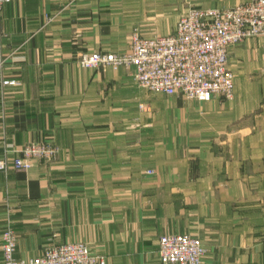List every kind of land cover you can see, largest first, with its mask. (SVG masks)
<instances>
[{"label":"crops","instance_id":"1","mask_svg":"<svg viewBox=\"0 0 264 264\" xmlns=\"http://www.w3.org/2000/svg\"><path fill=\"white\" fill-rule=\"evenodd\" d=\"M247 1L13 0L2 7L0 156L5 150L12 158L31 142L58 148L53 162L0 171V236L9 219L16 258L80 241L105 264H161L159 237L188 233L206 247L201 264H264V40L229 47L233 95L203 103L138 87L124 67L77 62L81 52H127L134 32L172 34L188 4Z\"/></svg>","mask_w":264,"mask_h":264},{"label":"built area","instance_id":"2","mask_svg":"<svg viewBox=\"0 0 264 264\" xmlns=\"http://www.w3.org/2000/svg\"><path fill=\"white\" fill-rule=\"evenodd\" d=\"M13 0H0L2 7ZM189 3L190 0H187ZM259 36L264 40V0H249L225 8L188 5L176 21L172 34L140 36L134 32L125 53L84 52L77 62L82 68L124 67L138 87L187 100L208 102L216 95L231 99L234 74L227 64L230 46ZM2 30L0 26V49ZM0 50V64L2 63ZM14 80L3 84L15 85ZM58 148L47 142H31L9 158L4 150L0 171L27 170L34 160L53 162ZM146 173H153L147 169ZM3 264H105V258L83 242L45 247L39 256L18 259L17 237L9 219L1 232ZM201 240L188 233L163 234L158 239L161 264H201L206 254Z\"/></svg>","mask_w":264,"mask_h":264},{"label":"rangeland","instance_id":"3","mask_svg":"<svg viewBox=\"0 0 264 264\" xmlns=\"http://www.w3.org/2000/svg\"><path fill=\"white\" fill-rule=\"evenodd\" d=\"M189 5V4H188ZM188 5H186V8L188 7ZM192 5V4H191ZM193 6V5H192ZM215 8V7H214ZM150 37V36H149ZM81 53H84V52H81ZM81 53H79L78 55H80ZM234 91V90H233ZM232 95H233V92H232ZM168 101L166 102V104L168 105ZM192 107V105H189L188 107H185L186 108V110L187 109H190ZM168 109V108H167ZM171 109H172V107H171ZM169 110V109H168ZM203 110V109H202ZM169 114H171L169 111L168 112H164V115H166L169 119L171 118V116H169ZM169 119H167L165 122H163V123H167L168 122V120ZM203 122H204V120H203V118H202V121H201V123L203 124ZM247 123V122H246ZM261 123H263L264 124V118H263V120H262V122ZM261 136H262V139H264V128L262 129V131H261ZM185 153V155L186 156H188L189 155V153H187L186 151L184 152ZM263 197H264V195H262ZM263 246V245H262ZM262 246H260V249H259V254H260V256H262V255H264V248H262ZM16 248H17V246H16ZM260 263L262 264V261L260 260Z\"/></svg>","mask_w":264,"mask_h":264}]
</instances>
